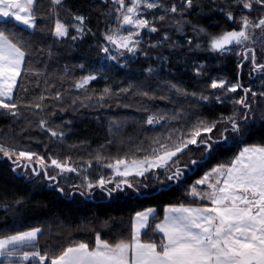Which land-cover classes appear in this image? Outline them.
Wrapping results in <instances>:
<instances>
[{
  "label": "trees",
  "instance_id": "1",
  "mask_svg": "<svg viewBox=\"0 0 264 264\" xmlns=\"http://www.w3.org/2000/svg\"><path fill=\"white\" fill-rule=\"evenodd\" d=\"M187 1L158 0L154 26L168 40L145 41L125 67L126 57L103 54L111 0L108 9L95 0H35L32 29L0 19V33L25 54L13 98L0 99V240L38 232L4 254L46 258L12 263L51 264L72 247L130 243L134 217L151 207L157 214L142 240L163 250L156 225L165 209L208 205L192 196L194 183L230 165L244 146H264V73H254L264 59L246 58L240 46L211 50L205 39L240 29L244 17L260 21L264 0H244L250 12L239 0ZM173 2L182 10L165 14ZM219 8L233 10V19ZM78 15L88 16L89 27L80 46L73 42ZM183 19L201 24L204 40L177 41L171 27ZM58 21L69 28L65 38L55 36ZM193 135L165 168L113 173L119 161L154 158Z\"/></svg>",
  "mask_w": 264,
  "mask_h": 264
},
{
  "label": "rangeland",
  "instance_id": "2",
  "mask_svg": "<svg viewBox=\"0 0 264 264\" xmlns=\"http://www.w3.org/2000/svg\"><path fill=\"white\" fill-rule=\"evenodd\" d=\"M60 1L53 0L55 5H58ZM239 1L244 3L241 12L245 9L248 12L252 10L249 7L250 2ZM191 3L192 1L189 0L186 5H191ZM15 4H18L17 9L14 8ZM157 4L158 0H138L137 12H133V3L129 4L128 12L125 14L126 19L122 18V15L120 17L119 14L118 20L120 22L113 23L105 34L102 43L103 54L116 61H119L118 58L126 57L127 61L120 63L121 66L125 67L129 60L136 59L141 55V45L145 41L151 43H156V40L167 41L168 34H164L165 38H158V31L154 26L159 14L156 8ZM33 5L34 3L30 4L28 0H0V19L6 20L19 16L26 22V26L32 29L35 26V19L32 17ZM182 7L178 9L173 2L167 5L165 14H175L178 10H182ZM144 9L147 11L146 13L143 12ZM229 9L219 8L232 20L234 11ZM77 17V19L74 18L77 22L74 28L79 31V35L74 36L73 42L80 46L85 43V31L83 29L89 28L87 25L88 16L78 15ZM123 19L125 22L121 23ZM187 19H183L171 27L177 34L181 35V38L176 40L187 45L196 38L197 40H204L206 33L201 24L193 23L190 20L188 22ZM247 20V17H244L243 24L238 30L205 38L210 40L208 45L211 50L217 51L213 47L214 41L243 29L246 23H248L247 30L251 37L248 34L246 38L242 39L241 48L246 45L247 40H264V17L256 23H250ZM68 34L69 28L58 21L55 27V36L65 38ZM114 38L121 43L131 39L133 41L128 47L119 48L112 42ZM168 47L171 50L175 49V45L172 43ZM115 52L118 53L119 57ZM24 60V52L0 33V99L11 100L13 98ZM93 78V76L86 77L80 86L90 83ZM215 84L219 85V83ZM231 90H235V87H231ZM148 122L153 126L160 123L159 120L152 118H149ZM235 124L232 123V125ZM238 128L240 130V126ZM195 139L196 135H193L191 139L174 145L154 158L129 162L119 161L112 166L113 173L116 176L127 178L132 175L141 176L157 168H165L179 152L192 144ZM191 194L194 198L208 203L216 216L218 222L215 236L217 253H221L224 258L232 259L238 264H245V255L253 253L261 258V261L259 260L255 264H264V231L262 230L264 226V146H244L230 165L217 166L198 179L193 185Z\"/></svg>",
  "mask_w": 264,
  "mask_h": 264
},
{
  "label": "crops",
  "instance_id": "3",
  "mask_svg": "<svg viewBox=\"0 0 264 264\" xmlns=\"http://www.w3.org/2000/svg\"><path fill=\"white\" fill-rule=\"evenodd\" d=\"M156 214L157 209L151 207L134 217L130 243L113 247L98 241L95 249L85 245L72 247L60 258L52 260L51 264H238L216 252L218 222L209 204L168 206L163 219L156 225L164 239L163 250L156 243L142 240V234ZM37 234L27 232L1 239L0 264L3 261L14 264L12 262L19 260L45 262L46 258L38 253L23 256L4 254L9 248L35 241Z\"/></svg>",
  "mask_w": 264,
  "mask_h": 264
},
{
  "label": "flooded vegetation",
  "instance_id": "4",
  "mask_svg": "<svg viewBox=\"0 0 264 264\" xmlns=\"http://www.w3.org/2000/svg\"><path fill=\"white\" fill-rule=\"evenodd\" d=\"M95 1L98 2L99 5H101V6H106V9H108L110 6V0H95ZM137 1L138 0H134V2H133V12H135V11L137 12V9H136ZM111 3H114V6H115L114 9L111 10V16H112V19L114 20L113 23H115V22L119 23L120 22V20H118L119 14H120V17L122 15V18L126 19L125 14L128 12V9H129L126 0H115V1L111 0ZM81 16L84 17V15H81ZM75 18L77 19L78 17L75 16ZM124 19L122 20L121 23L125 22ZM247 26H248V23H246V27L243 26V29H245V35L242 39L246 38L249 34L248 30H247ZM243 29H241V30H243ZM120 30H121V26H120ZM250 33L252 34V32H250ZM252 36H253V34H252ZM249 37H251L250 34H249ZM242 39L238 44L233 45L230 48H236V47L240 46L242 44V41H243ZM243 52H244L246 58L248 57L249 54H251L254 61L256 59H258L259 57L264 59V40H247L246 45L243 47ZM255 67H256L255 71H254L255 74L264 73V63L256 64ZM262 75H264V74H262ZM253 88H255V86L248 87L247 92L249 91V89H253ZM252 198H254V197H252ZM253 257H254V255L249 256L247 258L248 261L254 259Z\"/></svg>",
  "mask_w": 264,
  "mask_h": 264
},
{
  "label": "water",
  "instance_id": "5",
  "mask_svg": "<svg viewBox=\"0 0 264 264\" xmlns=\"http://www.w3.org/2000/svg\"><path fill=\"white\" fill-rule=\"evenodd\" d=\"M115 1V0H114ZM28 2L30 4H33L35 2V0H28ZM14 8L17 9L18 8V4H15L14 5ZM17 24L19 25H23L25 26L26 25V22L19 16H14L12 18ZM244 27H246V24L244 25ZM245 35V29L243 30H240V31H237V32H234V33H231L229 35H226L224 36L222 39L220 40H217V41H214L213 42V47L215 50L217 51H220V50H223L225 48H230L232 47L233 45H236L238 44L241 39L244 37ZM133 41V39L131 40H128L126 41L125 43H121L120 41H118L116 38H114L112 40V42L119 48H125V47H128L129 44ZM262 230L264 231V226L262 227ZM251 255H254V259L248 261V257L251 256ZM260 259L259 256L253 254V253H247L245 255V258H244V263L245 264H254L256 263L258 260Z\"/></svg>",
  "mask_w": 264,
  "mask_h": 264
}]
</instances>
